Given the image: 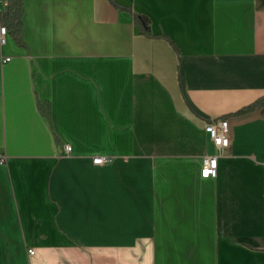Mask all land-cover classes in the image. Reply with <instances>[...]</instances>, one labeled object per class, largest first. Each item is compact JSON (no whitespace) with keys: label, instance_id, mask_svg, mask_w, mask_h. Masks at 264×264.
Returning <instances> with one entry per match:
<instances>
[{"label":"crops","instance_id":"0c3cea01","mask_svg":"<svg viewBox=\"0 0 264 264\" xmlns=\"http://www.w3.org/2000/svg\"><path fill=\"white\" fill-rule=\"evenodd\" d=\"M22 10L23 45L0 42V264H264V113L238 114L264 98V0Z\"/></svg>","mask_w":264,"mask_h":264},{"label":"trees","instance_id":"16d2710c","mask_svg":"<svg viewBox=\"0 0 264 264\" xmlns=\"http://www.w3.org/2000/svg\"><path fill=\"white\" fill-rule=\"evenodd\" d=\"M2 8L0 9V24L5 26L9 31L10 35L16 41L18 45H23L21 39V30H22V0H1ZM122 8V7H121ZM130 11L127 8H122ZM134 22L139 28L141 34L150 36V21L147 17L132 13ZM38 107L39 103H38ZM261 108L264 113V98L258 100L254 104L247 106L240 110L238 114L247 112L255 108ZM44 116L48 117L47 110H42Z\"/></svg>","mask_w":264,"mask_h":264},{"label":"built area","instance_id":"2783aa9c","mask_svg":"<svg viewBox=\"0 0 264 264\" xmlns=\"http://www.w3.org/2000/svg\"><path fill=\"white\" fill-rule=\"evenodd\" d=\"M2 3V2H1ZM7 32V28L0 25V42H4V36ZM4 60H9V57L4 58ZM205 131L209 134L212 143L218 150V154H224L228 144H229V129L228 120L225 118H220L215 121L208 122L204 127ZM66 152H69L70 148L68 145L64 146ZM110 161V158L104 156H95L92 158V163L96 165L106 164ZM217 171V155H209L203 157V164L201 169L202 177H215ZM33 251H30V254Z\"/></svg>","mask_w":264,"mask_h":264}]
</instances>
